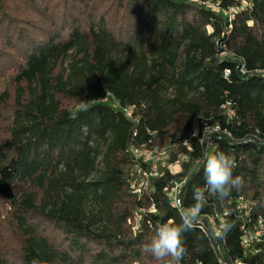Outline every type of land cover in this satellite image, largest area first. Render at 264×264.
<instances>
[{
  "label": "trees",
  "instance_id": "trees-1",
  "mask_svg": "<svg viewBox=\"0 0 264 264\" xmlns=\"http://www.w3.org/2000/svg\"><path fill=\"white\" fill-rule=\"evenodd\" d=\"M87 1L0 0V35L6 40L0 76L12 70L15 87L10 136L0 141V198L15 209L23 240L20 264L171 263L154 260L141 245L159 225L180 223L163 193L173 176L155 182L158 211L145 215L135 233V214L149 205L129 191V147H164V141L178 147L173 160L178 154L203 157L199 138L191 139L200 120L226 131L207 155L225 153L242 183L224 199L210 193L204 159L185 188L184 206L194 203L193 187H201L207 196L201 214L228 213L217 239L223 258L263 264V244L255 246L258 252L244 253L233 200L245 196L254 202L247 226L264 220V79L242 76L238 64L220 54L244 59L249 71L264 69V0H250L252 8L236 16L231 30L222 14L199 3L208 0H120L121 10L128 11L122 2L135 8L123 34L109 28L100 9L85 13L75 4ZM211 1L223 10L242 2ZM11 2L25 6L11 11ZM108 94L121 108L135 107L138 123L102 104ZM11 98L8 90L0 93V115ZM71 100L81 108L67 107ZM227 102L236 112L233 119L222 109ZM190 139L192 152L183 146ZM48 228L61 241L45 234ZM183 241L181 264H218L198 228L185 232ZM0 264H10L1 253Z\"/></svg>",
  "mask_w": 264,
  "mask_h": 264
},
{
  "label": "built area",
  "instance_id": "built-area-1",
  "mask_svg": "<svg viewBox=\"0 0 264 264\" xmlns=\"http://www.w3.org/2000/svg\"><path fill=\"white\" fill-rule=\"evenodd\" d=\"M199 3L212 12L222 14L228 20V30L232 29V22L236 19V16L239 13L252 8L250 0H242L240 5L228 10H223L219 4L214 3L211 0ZM220 58L222 60L229 58L235 61L238 64V71L242 76H259L264 79V69L249 71L246 67V61L242 58H237L226 51L220 54ZM231 75V69H225L224 77L228 79ZM100 102L102 104L110 105L115 110L121 111L128 120L138 123V118L134 117L135 107L121 108L118 101H116L111 94H108L105 98L100 100ZM232 107L233 105L230 102H227L222 106L228 119H233L236 116V112ZM200 125L202 126L201 135L198 129ZM225 132L226 131L223 130L220 125L211 126L206 121H198L197 128L191 135V139L199 138V143L204 150V156L194 160H191L189 155L183 154H179L177 159L173 160L169 148L160 147L154 144L142 147H137L133 144L129 147L130 165L126 174V181L130 193L138 202L146 205V202L148 201L149 205L148 207H140L137 210V215L135 214L134 218L136 223L133 226V231L135 233L140 229L141 222L145 215H154L157 213L158 209L153 197V194L156 192L155 182L162 179L167 173L172 175L173 179L165 185L163 193L169 200L171 206L180 213L176 201L179 200L183 202L185 188L189 184L194 170L203 162L210 150L216 149V139ZM134 136H137V133H135ZM191 139L183 143V146H185L189 152H192ZM185 164L190 165L188 170H185ZM233 201L236 205L239 218L242 220L240 230L241 244L245 250L244 253L247 255L248 253L258 252L257 249H255V246L257 244L264 245V220L259 219L256 224L247 226V223L250 222L254 202L245 196H241ZM227 216L228 213L208 216L199 212L195 218L193 227L198 228L208 237L211 247L216 254L218 264H246L243 259H237L229 263L222 256V248L217 239L226 228ZM148 224L151 225V222L148 221Z\"/></svg>",
  "mask_w": 264,
  "mask_h": 264
},
{
  "label": "rangeland",
  "instance_id": "rangeland-1",
  "mask_svg": "<svg viewBox=\"0 0 264 264\" xmlns=\"http://www.w3.org/2000/svg\"><path fill=\"white\" fill-rule=\"evenodd\" d=\"M88 1L83 3L76 2L75 4L81 11L85 13L92 14V8L100 9L99 13L105 15L109 24V28L112 31L116 33L120 32L123 34L125 32L124 30L126 27V22L128 26L130 25L129 14L131 15L132 11L135 8L132 10L131 8L129 9V6L127 5L126 2H122V3L126 4L127 6L126 8L128 9V11L121 10L120 0H92L91 4ZM18 5H24V4L19 2H11L9 4V7L11 8V11H18L19 8H22L21 6ZM59 7L60 10L64 8L63 5H60ZM34 23H36V21ZM5 43L6 40L2 35H0V46L4 48ZM5 52H7V54H9L11 57L17 58L18 61L17 63L21 61V58L16 54V52L10 51L6 48H5ZM13 75L14 72L12 70H8L5 74L0 76V93H3L4 91L8 90L12 95L10 102L5 106L1 107L0 141L9 138L10 129L12 127V121H13L12 117L15 111V87L12 83ZM65 105L72 110H77L81 108V105H79L77 101H73V100L66 101ZM161 143H163L162 145H164V147L169 148L171 152L173 151V153L176 152L178 153L177 146L175 147L171 146L170 144L165 143L164 141H161ZM100 169H103L102 165H100ZM14 214H15V209L12 208V206L9 203L3 201L0 198V253L10 262V264H20L23 240L16 228V223L14 221ZM133 222H134L133 225H135L136 221L134 220ZM45 234L49 235L55 241H61L62 237L58 235L57 232L53 230L51 231V228H48V231L45 232Z\"/></svg>",
  "mask_w": 264,
  "mask_h": 264
},
{
  "label": "clouds",
  "instance_id": "clouds-1",
  "mask_svg": "<svg viewBox=\"0 0 264 264\" xmlns=\"http://www.w3.org/2000/svg\"><path fill=\"white\" fill-rule=\"evenodd\" d=\"M203 171L209 192L221 199L229 197L232 189L242 183L241 177H233L230 158L223 152L207 155ZM192 199L194 203L187 208L182 201H176L180 210V223L159 225L153 238L141 245L144 254L156 261L170 258L171 264H181L187 252L183 234L192 229L197 214L207 202V196L201 187L194 186ZM32 264H39V262L33 260Z\"/></svg>",
  "mask_w": 264,
  "mask_h": 264
}]
</instances>
